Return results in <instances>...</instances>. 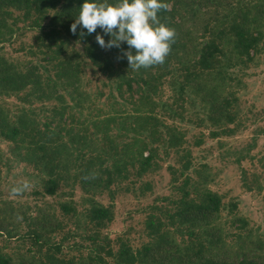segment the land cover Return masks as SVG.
I'll return each mask as SVG.
<instances>
[{
  "label": "rangeland",
  "instance_id": "1",
  "mask_svg": "<svg viewBox=\"0 0 264 264\" xmlns=\"http://www.w3.org/2000/svg\"><path fill=\"white\" fill-rule=\"evenodd\" d=\"M63 2L45 1L36 9L32 0H0V73L10 77L6 84L0 83V253L16 264L24 260L52 264L55 258L78 263L97 244L105 264H117L120 247L134 251L154 241L145 228L147 217L158 213L154 206L171 207L163 197L176 199L182 181L190 176L187 188L192 196L196 197L194 184L221 196L222 208L215 220L222 241L218 253L229 259L246 256L264 261V12L257 14L264 0L171 1L169 5H177L172 22L185 35L181 41L188 46V59L209 36L205 24L215 32L229 31L232 20L240 19L235 14L238 8L248 29L259 35L256 49L250 59L239 56L226 34L220 65L199 73L183 92L178 89L183 71L173 64L174 71L164 75L155 90L139 89L134 83L132 91L124 85L121 95L115 84L119 74L138 72L129 68L123 53L135 52L126 42L115 53L103 48L112 57L116 75L99 70L85 55L82 42L67 31L75 19L51 22ZM177 51L182 53L181 48ZM143 93L161 121L184 131L185 142L169 147L165 128L159 127V139L153 143L156 169L136 176L130 167L129 175L108 187L84 189L81 174L86 159L97 153L105 156V149L112 153L132 137L129 101ZM213 99L228 100L231 123L210 120ZM8 125L21 130L16 141L1 134ZM24 131L58 141L53 154L59 161L56 170L52 160L47 164L37 159ZM142 135L148 139L147 133ZM187 152L190 164L184 170L182 156ZM106 157L104 163L111 167L112 159ZM52 170L60 176L55 194L48 195L44 184ZM25 180L32 187L20 197H11L10 188ZM94 202L112 211L111 221L98 229L86 218ZM62 203H69L77 214H64ZM164 228L179 245L188 242L185 232ZM96 232L99 236L93 241L90 235ZM202 241L208 245L205 238Z\"/></svg>",
  "mask_w": 264,
  "mask_h": 264
},
{
  "label": "trees",
  "instance_id": "2",
  "mask_svg": "<svg viewBox=\"0 0 264 264\" xmlns=\"http://www.w3.org/2000/svg\"><path fill=\"white\" fill-rule=\"evenodd\" d=\"M20 0H8L11 3H17ZM30 2L31 0H25ZM36 5V9H40L45 1L50 0H32ZM118 0H107L109 4H117ZM173 0H161L163 3L170 4ZM85 0H65L62 3L60 9L56 12L54 18L51 17V22H60L62 19L73 18L76 19L80 12L81 5ZM89 2H103V0H89ZM177 5H170V10L161 11L158 13L160 22L167 27L175 29V42L171 45L170 54L167 56L163 65L153 66L149 68H141L135 75L119 74L118 81L116 80V89L118 93L122 94V87L126 85L128 91H132L133 84H137L139 89L155 90L158 83L164 77V75L172 73L174 71L173 64L176 65V69L183 71V82L179 85V92H183L184 88L192 81L199 73L215 69L220 65L221 59L218 55L223 54L222 41L229 35L228 39L233 42V47L236 50V54L239 56L246 55L250 59L251 50L256 49V45L259 39L258 34H254L248 29L245 24V18L241 13L240 8L235 12L236 16L240 19H233L229 25L230 30L226 31V28L219 29L215 32L212 28H208L209 24H205V31L209 30V36L205 41L201 43L198 48H195V54L188 59V46L181 40L185 38V35L180 31L181 27H178V23L172 22L177 11ZM259 13L264 12V4L258 6ZM34 24L39 25L38 21H34ZM67 31L74 37H77L78 41H81L85 51V55L90 60L92 65L97 67L103 72H107L109 76L116 75V69L112 61V57L109 56L108 51L101 48L96 42V35H101L107 43L111 37L105 34L99 27L92 34H87V30L82 26L77 27V31L73 34L70 28ZM83 32L85 35L81 36ZM228 32V33H226ZM103 33V34H102ZM232 33V34H230ZM227 38V37H226ZM185 40V39H184ZM183 40V41H184ZM182 50V53H178V49ZM110 52L115 53L116 47L109 48ZM136 51L134 48L132 49ZM174 61V62H173ZM218 64V65H217ZM139 79H136L135 76ZM10 77L2 76L0 73V83L6 84L9 82ZM132 113L127 114V118H131L129 122L130 131L132 137L128 138V141L121 143V145L115 146V150L111 151L105 149V156L97 154L90 155L84 165V170L81 174V182L84 189L87 188H102L108 187L115 179L125 178L129 175L130 167L135 169L136 176H142L145 173L156 169L157 165L154 161L155 143L160 136L159 127L165 128L166 131V143L169 147L178 148L185 142L184 131L179 129L176 125L166 124L165 121H161L159 116L153 113L154 108L151 106L152 101L147 97V94H142L136 99H131ZM228 100L224 99V102H218L213 99L210 102L209 110L210 120L213 122L224 121L231 123L233 121L232 115L226 109ZM107 116V115H106ZM105 116L106 120H111V116ZM21 130L15 126H5L1 128V134L10 141H16V138ZM30 137V150L37 155L39 161L47 160L51 162L54 170L59 165V161L53 154L57 152L58 141L48 139L44 134L23 132ZM147 133L148 139L142 134ZM212 136H216L215 132L211 133ZM197 145L201 143V139L195 141ZM52 156V158L49 156ZM106 154L111 159V167L105 165ZM189 152L182 157L185 158L182 168H189ZM95 176V179L91 178ZM59 172H50L48 179L45 181V192L48 195H53L56 192L59 182ZM88 176L89 179L83 177ZM176 177L173 174L172 180ZM191 181L190 176L185 177L179 187L180 195L175 198L163 197V201H171V207L161 208L154 206L152 210L158 211V213L152 212L146 219L145 228L148 230L149 235L155 239L152 243L143 245L140 249L134 251L129 247H120L117 250L116 258L117 264H264V261L259 258H247L238 257L229 259L225 255L218 253V247L221 244L220 230L215 226V220L219 216L222 208L221 196L209 189L205 188L199 190L197 184L193 185L196 191V197L191 195V190L187 188ZM93 186V187H92ZM234 206V204H232ZM61 208L64 214L68 216H75L76 209L69 203H62ZM164 214L165 217L161 215ZM88 223H90L96 229L106 225L112 219V211L109 207L104 206L100 202H94L86 213ZM174 227L176 230L186 235L188 242L183 245H179L169 236L167 229H162L163 226ZM38 237V234H36ZM98 232L95 235H90L94 241ZM202 238L207 240L206 245ZM198 240V242L193 241ZM87 257H79L78 263L74 262L71 258H55L52 264H105L104 257L101 256L99 248L94 245ZM110 252V251H108ZM111 254V253H110ZM221 254V255H220ZM0 264H16L13 259L5 253H0ZM21 264H34L31 260H24Z\"/></svg>",
  "mask_w": 264,
  "mask_h": 264
},
{
  "label": "clouds",
  "instance_id": "3",
  "mask_svg": "<svg viewBox=\"0 0 264 264\" xmlns=\"http://www.w3.org/2000/svg\"><path fill=\"white\" fill-rule=\"evenodd\" d=\"M170 10V5L161 0H120L113 5L103 2H85L70 31L75 34L77 26L92 34L99 27L111 39L106 43L104 38L97 34L95 39L101 48L120 47L126 42L132 51H126L129 68L138 71L141 68L163 65L170 54L171 45L175 42V29L160 22L158 13ZM81 36L85 33L81 32ZM89 179L88 176L83 177ZM91 178L95 179L93 175ZM32 187L30 181H23L12 186L9 195L13 198L22 196ZM22 220V217H17Z\"/></svg>",
  "mask_w": 264,
  "mask_h": 264
}]
</instances>
